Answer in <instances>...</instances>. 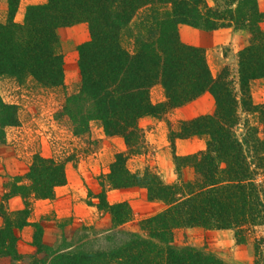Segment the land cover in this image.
<instances>
[{"label": "trees", "instance_id": "1", "mask_svg": "<svg viewBox=\"0 0 264 264\" xmlns=\"http://www.w3.org/2000/svg\"><path fill=\"white\" fill-rule=\"evenodd\" d=\"M21 1L7 0L9 17L0 22V82L7 77L20 85L33 81L45 89H65L58 30L86 24L91 39L78 47L80 90L66 97L57 117L68 119L75 136L100 123L107 137L124 140L127 151L115 156L110 173L100 180L101 192L93 196L99 202L91 203L110 216V226H84L67 240L60 223L63 235L55 245L45 242L48 220H30L35 201L52 200L67 184L66 162L35 154L29 171L5 185L0 264H228L205 249L176 246L175 232L232 230L243 244L264 228V180L258 181L264 176V131L262 137L259 130L260 124L264 130V105L251 97V83L264 78L259 0H48L28 6L19 24L15 16ZM180 25L249 32L250 45L239 54L238 82L229 79L226 68L214 77L205 51L182 42ZM156 86L165 91L166 103L152 104ZM204 94L213 97L215 112L181 121L170 141L205 137L207 150L174 156L179 171L174 184L150 168L132 172L129 160L148 148L141 118L158 117ZM243 113L259 124L244 121ZM19 125L18 107L0 94V147L7 130ZM181 163L195 171L194 181L183 180ZM135 187L144 188L150 202L165 204V210L135 223L127 202L109 203V190ZM14 198H21L23 208L11 210ZM28 226L35 231L34 250L22 254L18 233ZM254 245L253 264H264V236Z\"/></svg>", "mask_w": 264, "mask_h": 264}, {"label": "rangeland", "instance_id": "2", "mask_svg": "<svg viewBox=\"0 0 264 264\" xmlns=\"http://www.w3.org/2000/svg\"><path fill=\"white\" fill-rule=\"evenodd\" d=\"M47 1L37 0L31 5L45 4ZM209 2L212 4L211 0ZM27 7L21 12H18V8L15 16L17 23H24ZM259 9L264 14V0H259ZM8 17L6 0L5 8L0 4V22L5 23ZM136 21L137 19L133 26ZM260 27L264 31V20ZM179 34L183 43L205 51L214 77L226 68L229 79L238 80L239 54L250 45L249 32L232 27L205 31L180 25ZM58 36L64 59L65 89H45L33 81L20 85L7 77L0 82L2 98L6 103L16 105L20 115V125L7 130L6 143L0 147V203L6 183L13 177L24 176L29 171L35 154L66 162L67 184L56 189L52 200H38L33 205L30 221L39 222L43 218L48 220L45 223L47 245H55L60 241V236L63 235L58 230L60 223L65 227L64 236L67 240L84 226L96 225L103 229L110 226V216L100 213L91 203L99 202L93 196L101 192L100 180L103 175L110 173L115 156L127 151L124 140L107 137L100 123H91L86 135L75 136L68 119L57 117L62 112L66 97L77 94L80 90L78 47L91 39L86 24L60 28ZM150 96L154 105L166 103L165 91L160 86L153 88ZM251 97L254 104L264 105V78L251 83ZM215 109L213 97L204 94L197 100L158 117L141 118L139 126L145 133L148 148L142 155L129 160V169L134 173H143L150 168L166 184L176 183L179 171L174 156L194 155L206 151L208 145L205 137L176 140L174 144L170 139L180 132L181 121L211 115ZM242 118L244 121L249 119L251 124H259L257 118L253 119L248 114L243 113ZM259 130L263 137L261 124ZM243 133L244 127L241 126L237 136ZM180 165L183 166V180L194 181L195 171L183 163ZM263 180L264 176L258 179L259 183ZM107 199L112 205L127 202L133 211L135 223L153 217L166 208L162 202H150L147 191L140 187L109 190ZM10 208H23L21 198L12 199ZM34 232V228L28 226L18 233V246L22 254L33 252ZM261 236H264V228L257 229L243 244H238L232 230L184 228L175 232V245L205 249L217 254L228 264H253L256 259L255 240Z\"/></svg>", "mask_w": 264, "mask_h": 264}, {"label": "crops", "instance_id": "3", "mask_svg": "<svg viewBox=\"0 0 264 264\" xmlns=\"http://www.w3.org/2000/svg\"><path fill=\"white\" fill-rule=\"evenodd\" d=\"M35 1L37 0H22L21 1V4L19 6V11L18 12H21L23 10H25V8L33 3H35ZM0 4L2 5V7H6V0H2L0 1ZM19 14V13H18ZM179 142V141H178Z\"/></svg>", "mask_w": 264, "mask_h": 264}]
</instances>
